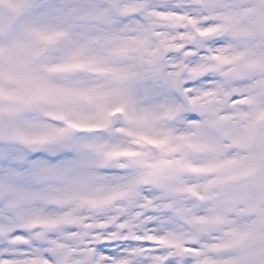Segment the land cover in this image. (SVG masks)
<instances>
[{"label":"snow or ice","instance_id":"6c2138e0","mask_svg":"<svg viewBox=\"0 0 264 264\" xmlns=\"http://www.w3.org/2000/svg\"><path fill=\"white\" fill-rule=\"evenodd\" d=\"M0 264H264V0H0Z\"/></svg>","mask_w":264,"mask_h":264}]
</instances>
